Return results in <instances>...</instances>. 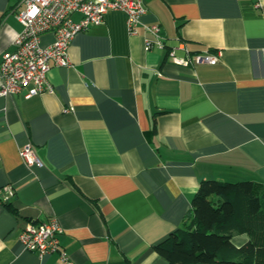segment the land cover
Instances as JSON below:
<instances>
[{"label": "crops", "instance_id": "1", "mask_svg": "<svg viewBox=\"0 0 264 264\" xmlns=\"http://www.w3.org/2000/svg\"><path fill=\"white\" fill-rule=\"evenodd\" d=\"M142 1L136 36L112 11L73 38L70 65L48 73L52 94L0 97V264H63L61 253L72 264H165L154 247L183 226L202 181L264 183V0ZM20 10L0 0V57ZM151 25L164 49L145 50ZM171 49L218 62L177 64ZM26 144L42 167L23 164ZM50 219L60 252L25 251L20 233Z\"/></svg>", "mask_w": 264, "mask_h": 264}, {"label": "built area", "instance_id": "2", "mask_svg": "<svg viewBox=\"0 0 264 264\" xmlns=\"http://www.w3.org/2000/svg\"><path fill=\"white\" fill-rule=\"evenodd\" d=\"M20 5L22 10L15 16L22 30L13 42V50L0 57V97L3 98L21 92H24L25 99L43 93L52 94L48 73L52 66L70 65L68 48L77 34L101 25L108 12L116 11L125 14L129 36H136L141 19L147 13L142 0H20ZM75 13L81 16L78 21L72 19ZM144 29L152 37L145 40V50H150L153 44L164 49L158 25L145 26ZM46 34H52L53 42L42 46L41 38ZM185 53L186 60H177L175 49H171L168 58L185 66H213L218 62V57L208 52L193 56L187 50ZM18 153L26 167L43 166L31 144L22 146ZM62 232L59 222L50 219L28 224L18 240L25 251L42 258L60 252ZM60 258L63 264H72L65 254L61 253Z\"/></svg>", "mask_w": 264, "mask_h": 264}, {"label": "trees", "instance_id": "3", "mask_svg": "<svg viewBox=\"0 0 264 264\" xmlns=\"http://www.w3.org/2000/svg\"><path fill=\"white\" fill-rule=\"evenodd\" d=\"M191 207L183 226L154 247L165 264H264V183L205 180Z\"/></svg>", "mask_w": 264, "mask_h": 264}]
</instances>
